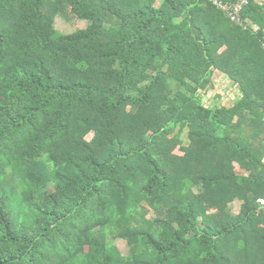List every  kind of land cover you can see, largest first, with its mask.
Returning a JSON list of instances; mask_svg holds the SVG:
<instances>
[{
    "label": "trees",
    "instance_id": "obj_1",
    "mask_svg": "<svg viewBox=\"0 0 264 264\" xmlns=\"http://www.w3.org/2000/svg\"><path fill=\"white\" fill-rule=\"evenodd\" d=\"M158 1L0 0V264H264V4Z\"/></svg>",
    "mask_w": 264,
    "mask_h": 264
},
{
    "label": "rangeland",
    "instance_id": "obj_2",
    "mask_svg": "<svg viewBox=\"0 0 264 264\" xmlns=\"http://www.w3.org/2000/svg\"><path fill=\"white\" fill-rule=\"evenodd\" d=\"M162 4V0H159L157 2V6H160ZM88 25V22L86 21H81L76 19L73 16H69L66 18V16H57L55 20V28L60 31L63 34H71L76 31L82 30L86 28ZM216 79V78H215ZM230 84H226L223 82V80H215L214 81V88L212 90L207 91L206 94V99H205V104L210 105V104H220L223 107H229L232 106V104L238 99V94L235 92L232 93V90L229 89ZM221 96V97H220ZM92 134H89L86 136L87 140L91 139ZM181 140L185 143V145H188V136L187 133H183L181 136ZM175 154L177 155H183L181 146L178 145L175 148L174 151ZM242 206V202L237 200L233 204L229 205V210L232 211L233 214L237 215L240 213ZM113 246L121 252L123 255L128 254V247L126 242L122 240H117L114 242Z\"/></svg>",
    "mask_w": 264,
    "mask_h": 264
},
{
    "label": "built area",
    "instance_id": "obj_3",
    "mask_svg": "<svg viewBox=\"0 0 264 264\" xmlns=\"http://www.w3.org/2000/svg\"><path fill=\"white\" fill-rule=\"evenodd\" d=\"M213 3L217 8L221 9L227 17L233 22L243 25L242 13L249 5L250 0H238L235 3L222 2L220 0H207ZM262 207H264V199L260 200Z\"/></svg>",
    "mask_w": 264,
    "mask_h": 264
},
{
    "label": "crops",
    "instance_id": "obj_4",
    "mask_svg": "<svg viewBox=\"0 0 264 264\" xmlns=\"http://www.w3.org/2000/svg\"><path fill=\"white\" fill-rule=\"evenodd\" d=\"M257 3L259 4H264V0H255ZM217 80L221 78L220 74H216L215 77ZM221 80V79H220ZM235 93H237V91H235Z\"/></svg>",
    "mask_w": 264,
    "mask_h": 264
}]
</instances>
